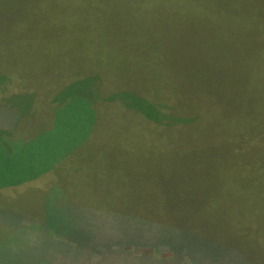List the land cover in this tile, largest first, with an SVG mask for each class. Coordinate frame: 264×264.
I'll return each instance as SVG.
<instances>
[{
    "label": "trees",
    "instance_id": "obj_1",
    "mask_svg": "<svg viewBox=\"0 0 264 264\" xmlns=\"http://www.w3.org/2000/svg\"><path fill=\"white\" fill-rule=\"evenodd\" d=\"M168 8L195 12L194 4L187 0H133L131 6L130 0H0V44L3 40L21 51L20 70L12 67L0 71V188H6L0 191H6L10 200L15 198L12 193L26 191L25 185L43 180L49 185L41 198L38 196L43 205L39 204L35 212H40L43 221H29L23 214L0 208V225L5 227L1 229L0 264H253L249 262L253 258L243 252H262V243L254 246L255 234L248 241H239L243 234V212L237 208L239 194L223 198L214 192L207 202L195 200L193 196L199 191L196 186V193L181 201L189 214L188 225L183 226L163 219L152 222L153 218L143 219L130 211L123 214L69 204L67 194L62 193L74 170L86 169L77 159L82 152H92L83 146L93 141L100 119L107 118V114L129 119L132 109L149 124H187L191 121L188 116L167 112L165 94H177L178 98L172 89L176 87L196 109L200 103L192 100V93L198 91L199 81L206 88L197 97H211L215 102L224 99L217 106L220 113L216 111L225 120L224 125L238 113L236 106L241 97L236 99L233 86L216 70L224 62H216L212 55L209 67L203 68L193 63L192 49L165 51L152 46L147 75L143 74L145 80L133 77L134 82L130 83L117 76L126 71L133 76L144 69L130 62L140 55L139 51L117 46L120 38L115 35L125 36L130 31V10L134 18H147L146 27L137 30V34L157 36L160 29L155 20ZM248 21L238 18L235 23L246 28ZM77 56L79 62L73 64ZM258 59L252 58L251 65L260 63ZM235 67L239 74L241 66ZM32 71L35 76L29 79ZM253 75L259 84L261 71L255 70ZM172 81L175 87L165 84ZM58 85L62 87L58 92L47 88ZM136 86L143 88L144 95L130 93V87ZM237 94L241 95V91ZM44 98L47 103L50 98V106H54L50 129ZM227 102L236 105L228 107ZM114 104L118 113L109 110ZM230 108L233 114L229 113ZM98 110L103 111L101 118ZM194 120L197 127L199 116ZM208 122L209 130L213 120ZM215 122L214 127L222 123ZM229 132L225 131L229 147L238 151L239 141ZM85 158L89 159V155ZM242 172L244 168L234 170V176L240 178ZM86 178L91 179L87 171L82 175L83 180ZM53 184L62 194L51 203L49 190ZM182 189L194 190L189 186ZM176 203L164 201V206ZM23 207L32 211L26 196ZM164 210L168 216L176 212Z\"/></svg>",
    "mask_w": 264,
    "mask_h": 264
},
{
    "label": "rangeland",
    "instance_id": "obj_2",
    "mask_svg": "<svg viewBox=\"0 0 264 264\" xmlns=\"http://www.w3.org/2000/svg\"><path fill=\"white\" fill-rule=\"evenodd\" d=\"M187 1L194 4L195 12L188 14L186 11L179 12L178 8L165 9L160 18L155 20L160 29L157 36L137 34V30L141 31L146 27L147 18H134L130 10V31L125 36L115 35L117 39L120 38L117 46L139 51L140 55L138 53L130 62H135L133 65L144 69L135 72L133 76H130L128 71L117 76L124 77V80L130 83L134 82L133 77L136 80H145L144 75H147L150 64L148 54L152 46L165 51L180 49L184 52L185 48L192 49L193 63L203 68L209 67L208 62H212L209 56L212 55L216 62H224L216 70L233 86L236 99L241 97V102L236 106L238 113L230 116L226 120L227 125H224L225 120L218 117L220 111H217V106H220L224 99L215 102L211 97H197L200 91L206 88L204 82L199 81L197 84L199 93H192V100L200 103L196 109L191 106L194 104H189L192 102L190 99L182 98V93L175 87V81L171 84L165 83L167 86L174 85L175 88L172 89L179 94L178 98L177 94L170 97L165 94L167 112L188 116L191 121L187 124H149L142 115L132 109L129 119H117L107 114V118L100 119L97 130L94 131L93 141L83 146L91 148L92 152H82L77 159L82 161V166H87L86 169L82 167L74 170L69 183L63 185L62 193L67 194L69 204L93 206L94 209L123 214L133 213L143 219L149 216L153 218L152 222L158 223V219H163L170 224L183 226L188 225L189 214L181 201L196 193V186L199 191L193 196L195 200L201 198L207 202L214 197V192L216 196L223 198L239 194L241 198L237 208L243 212V234L239 235V241H248L251 235L255 234L254 246L262 243V252L243 253L253 258L249 259L250 263L264 264V0ZM131 4L133 0H130V6ZM238 18L249 19L246 28L252 27L254 30L238 26L235 23ZM127 40H130V45ZM195 51L202 55L199 57ZM79 57L73 58V64ZM254 57H259L260 63L252 66L251 59ZM236 65L241 66L239 74ZM12 67L21 69V51L7 46L6 41L2 40L0 71ZM255 70L261 71L259 84L254 81ZM35 73L32 71L29 79H33ZM218 78L222 81L221 76ZM60 86L47 88L58 92L62 89ZM141 91H144L141 87H130V93L144 95ZM240 91L241 95H238ZM43 100L47 108V123L49 121L47 128L50 129L54 106H50V98L49 105L46 98ZM184 102L187 105H182ZM97 104L103 106L101 102ZM230 104L233 107L236 102H227L228 107H231ZM109 110L119 112L115 104ZM102 112L98 110L97 116L101 118ZM229 113L233 114V109ZM198 116L200 124L196 127L194 119ZM210 119L213 122L208 130ZM214 120L215 125L217 120L222 123L214 127ZM35 130L36 127L33 131ZM229 130L234 139L239 141L238 151L229 147V137L225 133ZM86 155H89V159L85 158ZM242 168L243 174L236 178L234 170ZM86 171L91 179L83 180L82 175ZM43 181L45 182L41 184ZM43 181L23 186L26 191L12 193L15 198L10 200L6 191H0V208H9L23 214L29 221H43L40 212L35 213L39 210L38 205H43L40 198L44 189L49 186L47 180ZM182 186H189L194 190L184 191ZM56 187L58 186L53 184L49 190L51 203L57 201L58 196L62 194ZM24 196L28 198L30 206H33L32 211L23 207ZM171 200H176L177 203L164 206V201ZM164 208L175 209L176 212L169 213L171 216H168ZM2 228L4 227L0 225V233ZM1 234L0 239L3 237Z\"/></svg>",
    "mask_w": 264,
    "mask_h": 264
},
{
    "label": "crops",
    "instance_id": "obj_3",
    "mask_svg": "<svg viewBox=\"0 0 264 264\" xmlns=\"http://www.w3.org/2000/svg\"><path fill=\"white\" fill-rule=\"evenodd\" d=\"M4 227V226H3ZM2 229H5V227L4 228H2ZM7 234V233H6ZM6 234H5V236H6Z\"/></svg>",
    "mask_w": 264,
    "mask_h": 264
}]
</instances>
